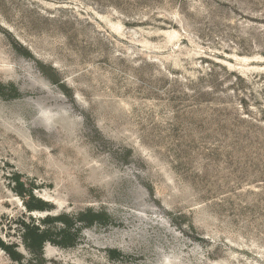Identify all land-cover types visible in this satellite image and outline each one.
<instances>
[{
	"label": "rangeland",
	"instance_id": "374dc122",
	"mask_svg": "<svg viewBox=\"0 0 264 264\" xmlns=\"http://www.w3.org/2000/svg\"><path fill=\"white\" fill-rule=\"evenodd\" d=\"M0 264H264V0H0Z\"/></svg>",
	"mask_w": 264,
	"mask_h": 264
},
{
	"label": "trees",
	"instance_id": "16d2710c",
	"mask_svg": "<svg viewBox=\"0 0 264 264\" xmlns=\"http://www.w3.org/2000/svg\"><path fill=\"white\" fill-rule=\"evenodd\" d=\"M48 205L45 202H42L40 200L31 199L30 202L27 204V208L29 211H44ZM85 215H80L77 222H84L83 218ZM97 218L96 215H92V219L88 221V224L90 225L95 219ZM88 220V219H87ZM61 222L64 224V228L61 229L57 235L60 238L59 240L51 239L48 234V230L39 231L38 228H26L25 233L23 234V239L26 247L31 251L34 255L40 256L42 246L45 242H50L55 245H59L62 247H66L68 245H71V241H73V238H71L70 228H71V221L67 216L62 215L57 218H50L47 217L44 220H42L43 223H50V222ZM87 224V225H88ZM6 250V248H5ZM8 254L11 256L13 260H16V254L14 252H8Z\"/></svg>",
	"mask_w": 264,
	"mask_h": 264
}]
</instances>
